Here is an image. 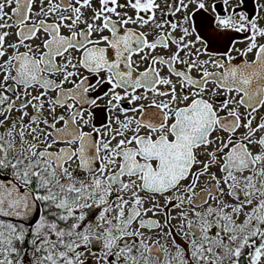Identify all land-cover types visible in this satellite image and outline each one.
<instances>
[{
    "label": "snow or ice",
    "instance_id": "obj_1",
    "mask_svg": "<svg viewBox=\"0 0 264 264\" xmlns=\"http://www.w3.org/2000/svg\"><path fill=\"white\" fill-rule=\"evenodd\" d=\"M0 264H264V0H0Z\"/></svg>",
    "mask_w": 264,
    "mask_h": 264
}]
</instances>
